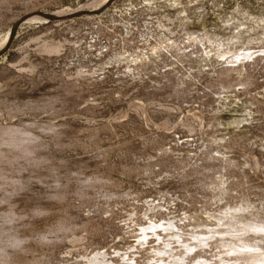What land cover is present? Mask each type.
<instances>
[{"label":"rangeland","instance_id":"rangeland-1","mask_svg":"<svg viewBox=\"0 0 264 264\" xmlns=\"http://www.w3.org/2000/svg\"><path fill=\"white\" fill-rule=\"evenodd\" d=\"M101 1L0 0V49L26 13ZM33 19L0 56V264H252L264 0H115ZM221 43L239 46L235 70ZM230 206L246 211L233 220Z\"/></svg>","mask_w":264,"mask_h":264},{"label":"bare ground","instance_id":"bare-ground-1","mask_svg":"<svg viewBox=\"0 0 264 264\" xmlns=\"http://www.w3.org/2000/svg\"><path fill=\"white\" fill-rule=\"evenodd\" d=\"M110 0H102L101 1V4H106L107 2H109ZM113 2H115V0H112L111 1V3L109 4V5H111ZM104 4V5H105ZM102 7V6H101ZM100 8V7H99ZM98 9V8H97ZM97 9H93V10H97ZM84 10V9H83ZM77 11H80V10H77ZM84 11H87V10H84ZM72 12H75V11H72ZM72 12H65V13H62V14H59V15H57V14H54V15H56V16H61V15H65V14H70V13H72ZM52 14V13H51ZM82 16H89V15H82ZM37 19H39V20H43V19H40V18H36V20ZM29 20H31V19H29ZM34 20V19H33ZM200 39V38H199ZM5 42H6V40H5ZM4 42V43H5ZM219 47H223V50L224 51H226V54H222L221 55V57H222V59H223V62H225V64H227V66H225L223 69H225V70H235L236 68H235V63H237L240 59H241V57L240 56H238V55H236V56H233V57H229V55L231 54V52H232V50L233 49H238L239 48V46H231V47H225L224 46V44L223 43H221V44H217ZM11 143V142H10ZM229 211L226 213V215H228L229 216V218H232L233 220L235 219H237L238 218V214H241V212H243V211H246V208L245 207H243V206H234V207H229ZM225 217V216H224ZM252 223V222H251ZM253 224H255V222H253ZM157 222H155V223H153V222H150V228L149 229H154V230H157ZM171 227H176V229H178V225L176 224V223H174V224H172V223H167V224H162V225H160L159 226V228H161L162 229V232H169L166 236H163V238L164 237H170L169 239H171V238H174V237H176L177 239H178V236H176V235H173V233H170V231H168V229L169 228H171ZM250 231H254V232H260V230L261 229H263V228H261L260 226H253V227H250V226H246ZM263 227V226H262ZM153 230V231H154ZM181 230V229H180ZM216 232V231H215ZM218 233H222V232H224V230H218L217 231ZM205 232H200L199 234H204ZM247 233V231H244V232H242V235L243 236H240L238 239L242 242V246L244 247V246H246L247 247V244H251V246H256L257 244H256V242H254L255 244H252V243H249V242H247V240H243V238H245L244 237V235ZM155 234H156V236L158 235V236H160V231L159 232H155ZM148 236H149V234H147L146 233V231L145 230H143L142 231V234H140V238L142 239V240H146L147 238H148ZM162 236V235H161ZM162 238V239H163ZM172 240V239H171ZM187 240V239H186ZM261 240H263V237L261 238ZM163 241V240H162ZM183 242H186V244H187V242L188 241H185L184 239H183ZM182 242V243H183ZM197 242V244L196 243H194V242H192L187 248H190V250L192 249H195L196 247H198V246H201V241L199 240V241H196ZM164 243V242H163ZM165 243L167 244V245H169L170 243H172L170 240H167V241H165ZM228 243H230V244H232V245H236V244H233V242H228ZM238 244V243H237ZM237 246V245H236ZM240 246V245H239ZM260 249H261V251L259 252V253H257L256 251L255 252H251V254H249L248 255V257L247 258H249V259H252V264H260V263H262L263 261H264V248L262 249L261 248V246H258ZM160 249V248H159ZM163 249V248H162ZM161 249V250H162ZM239 250V251H238ZM237 251H236V253H234V257L232 256L231 258H229V260H236V261H239V259H243V258H245L246 256H245V253L243 252V250H242V247H240V249H238ZM231 251H234L233 249H231ZM166 252V251H165ZM228 252V251H227ZM226 251H224V250H222L220 253H223V255H225L224 253H227ZM181 254V253H180ZM179 254V255H180ZM235 254H237V255H235ZM221 255V254H220ZM176 256V255H175ZM251 257V258H250ZM131 258V257H130ZM219 260H221V262H226V261H228L227 260V257H225V256H221L220 257V259ZM180 261V260H179ZM248 261V260H247ZM90 262L91 263H93V264H97V263H99L100 262V260L98 259V255H96V256H93L91 259H90Z\"/></svg>","mask_w":264,"mask_h":264},{"label":"water","instance_id":"water-1","mask_svg":"<svg viewBox=\"0 0 264 264\" xmlns=\"http://www.w3.org/2000/svg\"><path fill=\"white\" fill-rule=\"evenodd\" d=\"M112 0H110L109 2H107L105 5H103L102 7L98 8L97 10H80V11H75L72 12L70 14H65V15H61V16H56L54 14L51 13H47V12H42V11H32L29 13H26L24 15H22L13 25L12 28L10 30V34L8 37L7 42L5 43V45L0 49V56L3 55V53L7 50V48L9 47L11 40L13 39L15 32L17 31V29L27 23V21L29 19H33V18H40L43 20H49V21H58V20H67L70 18H74V17H79L82 15H91V14H95L97 12H99L101 9H103L105 6H108L111 3Z\"/></svg>","mask_w":264,"mask_h":264}]
</instances>
